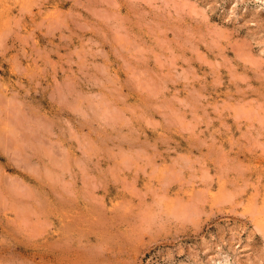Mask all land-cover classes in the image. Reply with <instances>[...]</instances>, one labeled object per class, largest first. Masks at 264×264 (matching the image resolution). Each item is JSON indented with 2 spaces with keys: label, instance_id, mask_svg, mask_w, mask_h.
I'll list each match as a JSON object with an SVG mask.
<instances>
[{
  "label": "rangeland",
  "instance_id": "374dc122",
  "mask_svg": "<svg viewBox=\"0 0 264 264\" xmlns=\"http://www.w3.org/2000/svg\"><path fill=\"white\" fill-rule=\"evenodd\" d=\"M0 264H264V0H0Z\"/></svg>",
  "mask_w": 264,
  "mask_h": 264
}]
</instances>
